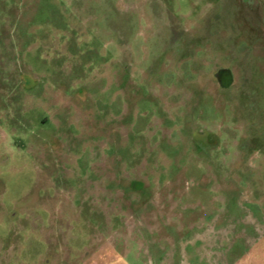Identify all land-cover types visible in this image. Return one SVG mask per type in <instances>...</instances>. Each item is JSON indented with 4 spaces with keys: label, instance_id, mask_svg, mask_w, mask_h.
<instances>
[{
    "label": "rangeland",
    "instance_id": "1",
    "mask_svg": "<svg viewBox=\"0 0 264 264\" xmlns=\"http://www.w3.org/2000/svg\"><path fill=\"white\" fill-rule=\"evenodd\" d=\"M0 264H264V0H0Z\"/></svg>",
    "mask_w": 264,
    "mask_h": 264
}]
</instances>
